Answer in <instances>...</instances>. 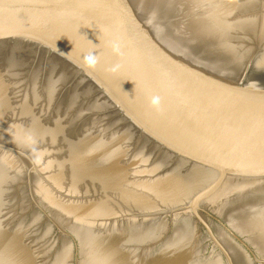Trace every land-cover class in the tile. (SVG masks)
Here are the masks:
<instances>
[{
    "label": "water",
    "instance_id": "95a60500",
    "mask_svg": "<svg viewBox=\"0 0 264 264\" xmlns=\"http://www.w3.org/2000/svg\"><path fill=\"white\" fill-rule=\"evenodd\" d=\"M0 264H264V0H0Z\"/></svg>",
    "mask_w": 264,
    "mask_h": 264
},
{
    "label": "clouds",
    "instance_id": "9594fccd",
    "mask_svg": "<svg viewBox=\"0 0 264 264\" xmlns=\"http://www.w3.org/2000/svg\"><path fill=\"white\" fill-rule=\"evenodd\" d=\"M112 52L116 55H119L120 53V48H119V44L118 43H113L112 44ZM99 64V56L98 54L95 52V50H93V52L87 53L85 56V65L88 68L94 69L97 65ZM161 104V99L159 96H151L149 99V106L150 108L153 109H159Z\"/></svg>",
    "mask_w": 264,
    "mask_h": 264
}]
</instances>
